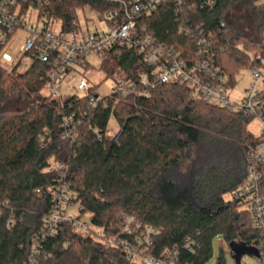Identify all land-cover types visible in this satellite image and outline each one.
I'll list each match as a JSON object with an SVG mask.
<instances>
[{
    "label": "trees",
    "instance_id": "16d2710c",
    "mask_svg": "<svg viewBox=\"0 0 264 264\" xmlns=\"http://www.w3.org/2000/svg\"><path fill=\"white\" fill-rule=\"evenodd\" d=\"M236 4L263 17L255 36L236 33L223 22V12ZM87 8L103 20L120 7L103 0H57L48 11L63 32L76 33L81 28L78 13ZM141 26L187 60L201 52L199 33L193 37L179 30L199 28L212 38L216 64L233 87L240 70L259 67L264 56L260 0H217L213 10L183 12L167 3ZM100 70L106 78L123 70L138 83L139 74L149 68L132 48L111 52ZM49 71L40 62L24 73L0 67V264L30 263L34 238L52 212L48 190L59 177L53 163L68 166L73 201L106 237L120 232L125 215H134L159 231L151 250L157 257L178 248L183 264H206L220 235L235 259L242 250L245 255L255 252L262 232L253 229L241 201L225 199L244 182L248 156L260 142L248 131L252 120L198 99L181 84L156 86L148 97L108 98L107 107L91 102L97 86L89 98L72 96L62 108L58 100L43 94ZM23 100L30 106L9 116L8 106ZM65 115L81 121L75 144L62 139ZM112 118L118 125L115 136L108 134ZM186 239L198 243L194 253L184 249ZM74 250L89 264L124 261L119 251L62 224L56 236L42 243L37 264H62Z\"/></svg>",
    "mask_w": 264,
    "mask_h": 264
},
{
    "label": "built area",
    "instance_id": "2783aa9c",
    "mask_svg": "<svg viewBox=\"0 0 264 264\" xmlns=\"http://www.w3.org/2000/svg\"><path fill=\"white\" fill-rule=\"evenodd\" d=\"M56 1L0 0V67L9 72L24 73L35 62L47 64L50 71L45 96L58 100L62 108L72 96L79 100L90 97V91L94 88L87 79L91 56L99 59L102 65L114 50L135 48L149 71L139 74L138 83L125 71H117L113 77L116 82L113 93L101 97L97 92L91 102L98 101L107 107L108 98L131 95L148 97L150 89L156 86L181 84L192 90L198 99L214 107L229 109L252 121L260 120L263 126L261 136L257 137L260 142L249 154L246 178L231 200L241 201L251 217L253 229L262 232V239L254 245L257 255L249 256L258 264H264V56L260 59L259 67L249 70L252 81L242 100L236 103L230 97L233 88L230 78L216 64L210 36L199 28H180L181 35L195 37L199 33L201 52L187 60L174 47L168 49L159 43L149 35L147 27L141 26L144 18L151 17L164 4L173 2L177 12H183L185 8L213 10L217 0H103L120 7L107 13L101 20L106 29L92 32L83 27L76 33L63 32L61 23L51 16L48 8ZM260 3L264 5V0H260ZM34 12L36 21L32 23ZM18 31L27 34L19 55L16 59L2 55L3 49ZM73 72L81 73L84 77L68 90L74 94L67 96L63 92V83ZM80 125L81 121L75 116L65 115L61 124L62 139L75 144L80 137ZM55 169L59 177L56 185L48 190L52 212L34 238L29 264H37L42 243L56 236L62 224H71L76 232L86 236H97V241L123 255V264H183L178 248L166 250L160 257L151 253L159 231L144 225L137 216L125 215L120 232L112 237H106L92 222H82L84 214L80 203L73 201L68 166L57 163ZM197 246V242L186 239L184 249L194 253Z\"/></svg>",
    "mask_w": 264,
    "mask_h": 264
},
{
    "label": "rangeland",
    "instance_id": "374dc122",
    "mask_svg": "<svg viewBox=\"0 0 264 264\" xmlns=\"http://www.w3.org/2000/svg\"><path fill=\"white\" fill-rule=\"evenodd\" d=\"M79 22L81 28H89L90 31L95 32L97 30H105L106 26L104 23H101V20L98 18V13L90 8H87L85 11H79ZM32 23L36 21V12L33 14ZM223 22L234 30L236 33H241L247 37H253L256 35L258 27L263 20V17L259 14H256L251 8L242 6L240 4L229 6L222 15ZM58 29V28H57ZM27 34L24 31H18L6 47L2 51V55L6 54L11 56L13 59H16L19 55L20 49L25 43ZM91 66L87 74V79L90 84L94 87L99 86L98 94L101 97L110 96L115 89L116 82L113 78H106L104 72L100 70L101 62L99 59L94 56L90 57ZM84 77L81 73L73 72L66 81L63 83V92L67 96H72L74 92H69L68 90L72 88L78 80ZM252 81L251 75L248 69H242L236 75V84L230 90V97L233 102L239 103L244 97L245 91L248 88ZM46 94V92H43ZM30 102L28 100H23L22 102L15 101L8 106V115L12 116L16 112L25 111L29 106ZM110 135H116L118 133V125L114 118L111 119L109 124ZM248 131L254 136L259 137L263 132V126L259 119L252 121L248 125ZM51 162H53L51 160ZM53 166L54 165L53 163ZM186 171V167L181 169V173ZM227 201L231 200V195L228 194L225 196ZM82 222L91 223V215L85 214L82 217ZM78 233V232H77ZM81 236H86L82 233H78ZM95 237V238H94ZM94 240H98L97 236H94ZM237 250V249H236ZM258 264L257 260L252 258L249 255H244L242 257L241 263L235 259L232 255V251L228 243L223 239V237L217 236L212 245V257L206 264ZM220 262V263H221ZM62 264H89V261L86 260L83 256L77 253L76 250L64 256L62 259Z\"/></svg>",
    "mask_w": 264,
    "mask_h": 264
},
{
    "label": "water",
    "instance_id": "95a60500",
    "mask_svg": "<svg viewBox=\"0 0 264 264\" xmlns=\"http://www.w3.org/2000/svg\"><path fill=\"white\" fill-rule=\"evenodd\" d=\"M121 135H122V132H119V134L114 138V140H113L112 143H113V144L117 143L118 140H119V138L121 137ZM245 254H246V252H244L243 250H242L241 253L239 252V256L237 257V260L239 261L240 258H241L243 255H245ZM251 254H253V255H257V253H256V252H253V251H250V252H249V255H251Z\"/></svg>",
    "mask_w": 264,
    "mask_h": 264
}]
</instances>
